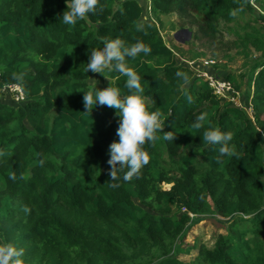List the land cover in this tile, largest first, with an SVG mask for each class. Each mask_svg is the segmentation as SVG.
Listing matches in <instances>:
<instances>
[{"label": "trees", "instance_id": "trees-1", "mask_svg": "<svg viewBox=\"0 0 264 264\" xmlns=\"http://www.w3.org/2000/svg\"><path fill=\"white\" fill-rule=\"evenodd\" d=\"M150 5L154 21L144 22L140 0H98L69 30L59 17L65 0H0V242L20 249L22 264H264V0ZM238 6L243 11L229 16ZM173 13L190 20L181 27L211 59L232 49L242 57L243 72L225 78L245 86L253 117L222 102L178 60L161 34V16ZM116 37L150 46L129 66L141 77L148 110L160 112L162 131L176 136L146 142L150 159L140 175L114 182L107 161L120 119L106 105L85 109L83 90L93 88L95 73L81 66L89 49ZM178 70L187 83L175 77ZM104 74L105 88L127 93L125 77L107 68ZM12 85L22 89L20 103L1 100ZM200 112L233 133L232 158L185 131ZM206 216L230 221V231L182 261L188 229Z\"/></svg>", "mask_w": 264, "mask_h": 264}, {"label": "clouds", "instance_id": "clouds-1", "mask_svg": "<svg viewBox=\"0 0 264 264\" xmlns=\"http://www.w3.org/2000/svg\"><path fill=\"white\" fill-rule=\"evenodd\" d=\"M66 10L60 15L62 24L69 30L75 28L80 20L94 13L98 7V0H65ZM243 11L242 6L229 10V16L236 17ZM135 28L139 32L145 30L143 23H137ZM151 52L150 46L141 41L131 45L125 44L120 38H107L102 40V47L91 48L88 51V62L81 66L82 73L91 70L93 73L104 74V69L115 71L125 77L124 87L126 94L118 87L108 86L98 89L96 85L91 90H83V103L87 110H91L97 104L106 105L115 109L119 117V126L116 134L118 141L109 144V159L111 166L109 180L129 181L134 176H139L141 169L149 162V154L144 150L145 143L157 141L173 142L176 135L172 131H162V122L159 111H150L143 100L144 88L141 85V77L129 66V61H135ZM106 77V76H105ZM175 77L181 82H188V74L176 71ZM189 101L191 97H188ZM185 131L191 135H199L203 143L213 147L219 156L232 158L235 153V145L232 144L233 133L222 131L212 126L206 112L197 114L190 124L185 126ZM158 133H162L159 134ZM117 162L119 166L117 167ZM126 169L122 177L117 176V170ZM12 178V177H10ZM118 187V183H113ZM27 211V209H25ZM22 251L9 242H0V264H22Z\"/></svg>", "mask_w": 264, "mask_h": 264}, {"label": "rangeland", "instance_id": "rangeland-1", "mask_svg": "<svg viewBox=\"0 0 264 264\" xmlns=\"http://www.w3.org/2000/svg\"><path fill=\"white\" fill-rule=\"evenodd\" d=\"M142 1V5L144 8L142 20L144 22H153L154 17L150 13L147 7V0H140ZM180 14L177 15L176 13L169 14L167 16H161V20L163 26L161 28V34L166 42V44L174 50L180 58L178 60H197L198 62L200 59H211V55L204 54L202 48L200 47L201 43L199 41L192 42V39L185 44L178 42L175 38V34L182 30L187 29L188 27L182 28L181 25H187L188 18H184ZM182 38H185L182 36ZM225 39L223 42H230L233 38L231 35H227L225 33ZM220 57L215 58L216 65L212 68L213 72L217 73L220 76H224L226 73L229 72H237V74L243 72L242 64L243 59L241 56L235 54V49H232L229 53V57L223 58V54H219ZM214 59V58H213ZM106 76V77H105ZM100 76L99 73H95L91 79L89 80V85L91 87H96L98 89H104L105 83L109 82V76ZM239 90V89H238ZM18 90L13 87H5L2 91L1 100L5 103L13 102L20 103L22 101V95L17 92ZM241 102L243 106H245L246 100V88L242 86L241 89ZM248 115L253 117V111L250 109L248 110ZM162 189H167L170 185H162ZM229 222L226 219L219 218L217 216H206L195 220L190 228L188 229L187 236L182 244V249L184 252L180 253L179 258L184 262H191L197 256V247L200 244H205L208 247H213L217 236L219 234H227L230 231ZM188 250V251H187Z\"/></svg>", "mask_w": 264, "mask_h": 264}, {"label": "built area", "instance_id": "built-area-1", "mask_svg": "<svg viewBox=\"0 0 264 264\" xmlns=\"http://www.w3.org/2000/svg\"><path fill=\"white\" fill-rule=\"evenodd\" d=\"M147 1L148 10L151 13L150 0ZM175 54L178 58H180L176 52ZM217 62L218 61L214 59H200L199 62L197 60L181 61V63H183L186 67L194 72L195 77L204 80L207 83L208 87L212 90L214 95H216L222 102L244 109L245 111H247V113L250 109L253 111L251 104H249V106H247L246 104L245 106H243L241 102V91L238 90L231 81L226 79L224 76H220L216 72L214 73L212 71V68H214ZM7 87H13L17 89V92L22 95V101L24 100L22 89L19 86L12 85L6 86V88Z\"/></svg>", "mask_w": 264, "mask_h": 264}, {"label": "water", "instance_id": "water-1", "mask_svg": "<svg viewBox=\"0 0 264 264\" xmlns=\"http://www.w3.org/2000/svg\"><path fill=\"white\" fill-rule=\"evenodd\" d=\"M184 36L185 38H182ZM175 38L178 42L185 44L192 39V32L188 29H182L175 34Z\"/></svg>", "mask_w": 264, "mask_h": 264}, {"label": "crops", "instance_id": "crops-1", "mask_svg": "<svg viewBox=\"0 0 264 264\" xmlns=\"http://www.w3.org/2000/svg\"><path fill=\"white\" fill-rule=\"evenodd\" d=\"M141 3H142V1H141Z\"/></svg>", "mask_w": 264, "mask_h": 264}]
</instances>
